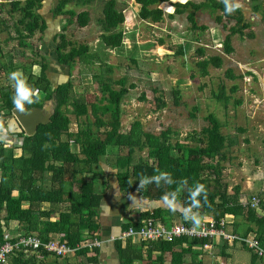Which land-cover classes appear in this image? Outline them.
Listing matches in <instances>:
<instances>
[{"label":"rangeland","instance_id":"374dc122","mask_svg":"<svg viewBox=\"0 0 264 264\" xmlns=\"http://www.w3.org/2000/svg\"><path fill=\"white\" fill-rule=\"evenodd\" d=\"M11 1L0 0V89L13 92L8 74L17 69L23 70L29 83L36 87L42 84L41 99L27 106L29 111L35 108L32 106L42 103L43 96L51 89L39 80L40 67L36 63L40 59L30 50L36 47L45 54L56 44H64L67 49L87 46L88 53L70 68L71 97L83 95L88 104H104L106 95L101 84L108 82L117 90V81L123 80L126 88L130 85L134 88H129L121 100L119 119H109V114L104 117L108 126L123 131L134 121H139L145 131L156 135L170 129L173 141L181 140L190 146L199 145L200 130L207 125L203 119L213 114L218 120L219 133L227 139H235L236 144L225 148L224 159L212 158L203 162L205 176L212 177V170L219 169L229 195L239 188L238 203L240 195L246 198L258 196L264 202V18L251 15L248 0H242V9L250 28L242 36H232L234 52L229 56L222 53L221 43L231 25H226L224 20L216 22L219 12L200 10L195 20L205 29L193 31L186 19L187 13H174L173 5L183 4L181 2L168 0L150 7L160 9L163 15L162 21L152 24L139 18L142 0H115V8L124 15V22L113 31L121 32L122 42L126 39L128 44L123 49L121 46L109 50L101 42V36L107 34L101 7L107 0H86L84 2L91 5L82 8L74 3L76 1L64 3L58 8L52 25L50 21L48 23L49 33L44 35L48 37L47 43L38 32L28 36L21 26L18 27L22 14L12 11ZM187 1L199 4L204 0ZM55 4L56 0L51 7ZM22 6L23 2L19 7ZM132 10L135 13L133 19L127 13ZM126 13L129 16L127 23ZM17 27L20 33L16 32ZM198 49H202L204 56L198 54ZM212 55L222 57L221 69L196 66L198 61ZM226 71H230L235 79H228ZM220 85L225 87L226 98L218 95ZM54 108L53 101L36 107L44 115H49ZM60 110L66 112L71 108L62 106ZM0 113L14 119L12 113L1 109V101ZM68 115L72 132L85 126L97 128L91 116L76 118ZM13 148L5 149V154L19 156L20 150ZM121 154L129 155L126 150ZM142 156L144 158L145 154ZM226 218L240 233L247 229L242 217ZM239 244L235 242V245ZM237 250L246 261L237 262L234 256L232 264H247L249 253ZM229 253L231 255L232 251Z\"/></svg>","mask_w":264,"mask_h":264},{"label":"trees","instance_id":"16d2710c","mask_svg":"<svg viewBox=\"0 0 264 264\" xmlns=\"http://www.w3.org/2000/svg\"><path fill=\"white\" fill-rule=\"evenodd\" d=\"M43 1L12 0L10 2L12 11H19L22 14L18 21V27L21 26L28 36L38 32L44 37L49 33V21L44 20L39 14ZM69 1L78 0H57L52 9L55 17L58 8ZM21 2H23V6L19 7ZM167 2L168 0H142L139 18L152 24L159 23L163 19L162 11L150 9V7ZM173 6L174 13L180 15L187 13L186 19L193 31L205 29L203 26H198L195 20L198 11L219 12L220 15L216 17V22L222 23L224 20L226 25H231L221 43L222 53L226 56L234 52L231 44L232 36H242L243 32L250 28L249 24L245 22L243 9L228 15L225 13V5L222 0H204L199 4L187 1L183 4L175 3ZM248 9L251 15H260L264 18V0H248ZM101 14L103 27L107 33L101 36L102 44L109 50L121 47L123 45L122 33L113 30L123 24L124 15L116 10L115 0H107ZM18 27L16 32L20 33ZM248 36L252 35L248 34ZM52 47L53 49L45 54L36 47L30 50L32 55L40 59L36 63L40 67L39 80L51 86L50 91L41 100L42 103L53 101L55 105L49 122L39 125L32 137H23L22 131L13 135L17 139L22 138V145L13 148L20 150V155L17 157L6 155V148L0 146V219L3 217L5 221H17L22 233L37 236L42 241H47L51 233L63 234V240L76 249L81 241L82 231H92L97 225L100 201L104 195L94 193L93 180L85 175L91 172L93 166L100 163L107 154V148L110 147L120 150L118 155L120 158L114 168L117 170L116 177L119 186L124 188L126 193H131L139 188L138 181L141 175L152 176L157 174V169H159L171 173L176 181L187 179L188 185L179 195L180 202L187 206L188 188L197 181L203 183L207 188L208 203L202 207V213L214 219L225 216L242 217L248 225L247 229L239 233L234 228V232L244 237L248 233H254L259 247L264 251V202L260 200L257 209H245L237 201L239 188L236 187L233 194L229 195L227 184L223 181L219 169L212 170V177L205 176L203 162L212 158L224 159L225 148L236 144L235 139H227L219 133L218 120L213 114H209L203 119L207 125L201 128L200 143L195 146L187 145L181 140L173 141L170 138L172 136L170 129L160 131L157 135L145 131L139 121L131 123L125 133L112 126L113 133L101 136L99 133L91 132L89 126H85L83 129H79L78 134L74 135L73 141L67 138L63 140L62 137H67L70 130L71 123L67 117L68 113L76 118L91 116L95 127L102 125L104 117L108 114L109 119L117 120L119 119L121 100L129 88H134V85L126 88L124 81L118 80L116 83L118 89L116 90L108 82L102 83V91L106 95L104 104H88L83 95L71 97L70 68L77 59H81L88 53V47L80 45L67 49L64 44H56ZM198 54L201 57L204 56L202 49H198ZM222 64V57L212 55L198 61L196 66L200 69L208 67L221 69ZM29 72L28 74H30ZM64 75L67 76V79L63 78ZM225 76L228 79H235L230 71H226ZM41 85L38 88L42 91L44 88ZM12 95L13 92L9 89H0L1 109L6 110L9 114L14 109L11 101ZM218 95L226 98L223 85L219 86ZM42 103L32 107L41 108ZM62 106L70 107L71 110L61 111L60 107ZM132 136L142 137L141 149H146L147 155L136 166L130 167L127 162L128 156L122 155L121 151L126 150L128 154ZM46 174H49L51 178L58 177L57 188L46 189L38 185V182ZM130 178L137 179L136 185L128 184ZM69 180L75 182L77 190H72V182H68ZM176 187L175 184L171 188L166 185L157 187L155 184H150L139 192H142L143 196L150 200H160L166 191L174 190ZM13 192H17V196L14 197ZM64 196H66L65 199H63ZM22 202H28L29 207L23 209ZM42 203L59 208L56 221L48 220L50 211L41 210ZM150 214L156 219L159 218V212ZM150 214L147 213L145 217ZM134 228L137 229L138 226H134ZM196 243L200 244L201 241L183 238L171 243L157 242L154 243V246L161 252H172V264H182L183 257L189 253V247L185 250L182 248L183 244L191 246ZM243 246L249 250L244 244ZM114 248L120 264H132L135 255L130 245L122 247L121 242L118 241ZM249 251L251 253L250 264H264V260L258 258L255 252ZM76 252L83 254L82 249H78ZM27 253H29L28 257H26ZM27 253H19L12 260V264H44L38 255L44 258L47 254L32 251ZM47 264L59 263L52 261Z\"/></svg>","mask_w":264,"mask_h":264},{"label":"crops","instance_id":"0c3cea01","mask_svg":"<svg viewBox=\"0 0 264 264\" xmlns=\"http://www.w3.org/2000/svg\"><path fill=\"white\" fill-rule=\"evenodd\" d=\"M53 1L55 0H44L39 10V14L42 16V18L44 20L50 21V24L54 21L55 18V15L52 11L54 6L51 7ZM84 1L86 0L76 1L74 3H76V5L80 8L85 5L88 7L90 3H86L88 2V0L86 2ZM169 1L185 3L186 0ZM103 6L104 5H102L101 8H103ZM132 13L133 15H135L133 10ZM127 17L128 15L125 16V22L127 21ZM44 39H47L46 43L49 42L48 37H44L42 40ZM125 42L128 44L127 40L124 39L122 49L126 44ZM43 44H45V42ZM67 117L69 118V115H67ZM109 117L110 116H107V118ZM90 130L91 132L99 133L101 136L114 132L112 126H108L105 122L102 125L97 126L96 129L91 128ZM78 131L79 129H76L72 132L70 127L67 137H62L63 140L67 138L70 139V141H73L74 135L78 134ZM127 131L128 129H125L123 131L121 130L120 132L125 133ZM142 142L143 139L141 136H132L130 138V144L128 149L129 155L127 158V162L130 167L136 166L139 161L143 158V154H145V157L147 155V150L141 149ZM119 152L120 150L118 148L108 147L106 156L101 159L98 165L92 167V170L89 174L85 175L87 178H92L94 193L104 195L100 201L97 225L92 231L83 230L81 241L88 240L89 238H95L100 241L101 246L99 248H94L91 251L82 249L83 254H78L76 252L75 254L70 255L67 259L62 260L55 259L54 257L48 255L42 258L38 255L39 259H42V261H44V264H47L52 261H56L59 264H120L118 260V255L114 248L115 243L118 241L121 242L122 247L130 245L131 248L134 250L135 258L132 261V264H172L173 253L170 251H159L155 248L156 246H154V243L135 244L130 241H123L120 239V236L124 229H126V227H139L138 222L143 219L145 215H147V213L150 214L152 212H159V218L157 220L167 228L181 222H185L188 224L190 223L184 220L183 216L179 211H177L176 213L170 212L166 207L161 204L159 199L150 200L144 197L143 193L139 192L137 188L131 193H126L124 188H120L118 179L116 177L117 170L114 168L117 160H119L120 158L118 156ZM129 180H131L130 186L136 185L137 179L130 178ZM58 181V177L51 178L49 175L46 174L42 177V180L38 182V185L46 189L57 188ZM68 182H72V190H77L75 182L71 180H69ZM12 195L14 197L17 196V192H13ZM130 195H134L137 197L136 205L131 199H129ZM241 196L243 195H240L239 198ZM65 198L66 196L63 197V199ZM21 207L23 209H27L29 207V203L22 202ZM40 209L43 211H50V216L48 218L49 221L54 222L57 220L59 210L57 206L50 205L48 203H42L40 205ZM199 211H201L202 213V208ZM202 215H205L207 216V218H210V216L207 214L202 213ZM9 222L11 223V225H16L19 228V231H21L20 225L17 221ZM231 227L232 229H234L233 226ZM238 231L240 230L238 229ZM59 235L61 234L51 233L49 234L48 238H55ZM187 247H189V253L183 257L182 264H228V261H231L232 264V258L234 256L237 262H245L246 260L237 249L245 250L247 253H249V262H247V264H250L251 253L243 246V244L235 245V243L230 244L221 241H213L211 244V249L209 250H204L201 247V243L192 244L191 246H189L188 244H183L182 246V248L185 250L187 249ZM229 250L232 251L231 255L229 253Z\"/></svg>","mask_w":264,"mask_h":264},{"label":"built area","instance_id":"2783aa9c","mask_svg":"<svg viewBox=\"0 0 264 264\" xmlns=\"http://www.w3.org/2000/svg\"><path fill=\"white\" fill-rule=\"evenodd\" d=\"M126 20V18H125ZM23 130L19 126L20 132ZM26 137L23 132V137ZM22 145V138L12 137V143L4 148H13ZM255 203V206H253ZM260 203L258 196H250L248 198L241 196L239 204L244 208L256 209ZM139 227L135 229L132 226L126 227L122 232L120 239L123 241H130L135 244L140 243H157L167 242L171 243L177 239H190L201 241V247L204 250L211 249L213 241H221L225 243L239 242L244 244L249 250L255 252L257 257L264 260V251L259 247L254 233H248L245 237L234 232L231 221L223 217L214 219L207 218L203 223L202 230L197 233L188 231L191 224L181 222L167 228L160 223L156 218L150 214L148 217L141 219ZM61 234L55 238H48L47 241H42L34 235H29L19 231L16 225H11L9 221H5L3 217L0 219V264H12V260L18 256L19 253L27 252H43L49 256L57 259H67L70 255L75 254L78 249H86L88 251L94 248H99L101 243L95 238L80 241L76 249L72 248Z\"/></svg>","mask_w":264,"mask_h":264},{"label":"clouds","instance_id":"9594fccd","mask_svg":"<svg viewBox=\"0 0 264 264\" xmlns=\"http://www.w3.org/2000/svg\"><path fill=\"white\" fill-rule=\"evenodd\" d=\"M222 2L225 5V13L228 15L233 14L243 7L242 0H222ZM63 78L67 79V76L64 75ZM8 80L13 89V95L11 97L14 108L13 115L19 119L16 112L24 115L30 114L26 106H31L40 101L41 90L34 84L29 83L28 77L21 69L11 71L8 74ZM17 119L6 118L0 113V145L7 147L12 143L13 135L19 131ZM19 122L21 124L20 120ZM138 182V191L145 189L150 184H155L157 187L166 185L170 188L174 184L177 185L174 190L166 191L162 195L160 198L161 204L172 213L179 211L184 220L191 224V228L188 229V231L197 233L202 230L203 223L207 220V216L202 215L201 211H199L208 203V193L205 184L197 181L192 187L188 188V204L185 206L180 202L179 195L183 189L187 187V179L176 181L173 179L171 173L157 169V174L152 176L141 175ZM128 183L131 184V180H129ZM129 199L136 205V196L130 195ZM253 206H255V203Z\"/></svg>","mask_w":264,"mask_h":264},{"label":"bare ground","instance_id":"6f19581e","mask_svg":"<svg viewBox=\"0 0 264 264\" xmlns=\"http://www.w3.org/2000/svg\"><path fill=\"white\" fill-rule=\"evenodd\" d=\"M127 13H129L131 15V18L133 19L134 15H133L132 11H129ZM127 13H126V16H127ZM128 19H129V16L127 18V21H128ZM132 19H131V22H132ZM127 21H126V23H127ZM21 117H23L22 119L24 120V123L22 126H23L25 133H26L25 135L34 134L35 126L37 124L44 123L47 119L46 115L40 114L39 112H36V111H31L30 114L27 116H24L22 114Z\"/></svg>","mask_w":264,"mask_h":264},{"label":"water","instance_id":"95a60500","mask_svg":"<svg viewBox=\"0 0 264 264\" xmlns=\"http://www.w3.org/2000/svg\"><path fill=\"white\" fill-rule=\"evenodd\" d=\"M27 107V106H26ZM48 109V108H47ZM31 111H36V112H39L40 114H43L42 112H41V110H39V109H36V108H32V109H30L29 110V112H31ZM12 116L14 117V115H13V113H14V109L12 110ZM53 113V111L49 114V115H46V117H47V119H46V121L44 122V123H40V124H37L36 126H35V130H34V134H35V132H36V129H37V127L39 126V125H45V124H47L48 122H49V118H50V116H51V114ZM16 115H17V117L19 118V119H17L16 117H14V119H17V123L19 124V126H20V128L23 130V132L25 133V131H24V129H23V123H24V120L22 119L23 117H21L22 116V113H19V112H16ZM24 115V114H23ZM29 115V114H28ZM44 115V114H43ZM24 116H27V115H24ZM19 120L21 121V124H20V122H19ZM26 134V133H25ZM34 134H32V135H26L27 137H32Z\"/></svg>","mask_w":264,"mask_h":264}]
</instances>
